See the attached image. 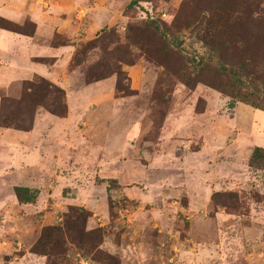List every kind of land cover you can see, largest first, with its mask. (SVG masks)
<instances>
[{"label": "rangeland", "instance_id": "374dc122", "mask_svg": "<svg viewBox=\"0 0 264 264\" xmlns=\"http://www.w3.org/2000/svg\"><path fill=\"white\" fill-rule=\"evenodd\" d=\"M52 1L70 10L49 46L69 49L0 90V127L63 117L64 91L88 111L22 171L0 142V264H264V0Z\"/></svg>", "mask_w": 264, "mask_h": 264}, {"label": "crops", "instance_id": "0c3cea01", "mask_svg": "<svg viewBox=\"0 0 264 264\" xmlns=\"http://www.w3.org/2000/svg\"><path fill=\"white\" fill-rule=\"evenodd\" d=\"M67 10L70 8L64 4L55 5L52 0H0L1 19L17 25L26 19L35 26L31 35H19L0 30V90L5 93V97L13 96L12 85L28 82L35 76L50 80L48 69L34 60L44 58L55 61L56 57L66 54L68 47L55 48L49 45L56 32L60 33L56 30L52 31L55 20L53 15L56 12L65 14ZM40 25L42 26L39 32ZM42 28H45L44 32L41 30ZM64 36L68 41L66 35ZM54 61L53 64H55ZM99 88L94 84L88 85L81 92L98 93ZM74 98H77V95H74ZM87 101L86 98L83 99L79 103L81 105L76 108V101H73L64 91L65 114L63 117H57L42 109H37L32 116L29 132L0 127V142L7 151V170L22 171L28 162L37 163L38 159L48 154V150L53 145L56 148L66 147L71 140L67 135L69 128L67 126L75 120L74 116L78 111H80L79 114H86L84 110L87 112L88 108L84 103ZM251 114L254 119L261 120L264 124V116L259 111L255 110ZM50 129L52 130L50 131ZM15 185L31 187L25 182ZM36 260L38 261V259L30 261L28 254H24L19 264H25L27 261L37 264Z\"/></svg>", "mask_w": 264, "mask_h": 264}, {"label": "trees", "instance_id": "16d2710c", "mask_svg": "<svg viewBox=\"0 0 264 264\" xmlns=\"http://www.w3.org/2000/svg\"><path fill=\"white\" fill-rule=\"evenodd\" d=\"M135 0H132L129 4L134 3ZM0 21L2 23H6L8 24L6 21L0 19ZM239 102H243L241 100H239ZM254 109H257L256 107L253 106ZM3 127H7L6 125H2ZM264 161V150L260 149V148H254L251 156H250V161L252 163L259 162V161ZM13 194L17 200L18 203L21 204H28L31 203L35 200L36 196H37V192L36 191H30L27 188L24 187H13L12 188ZM32 253L33 254H37V255H43L42 253L36 251L35 248L32 249Z\"/></svg>", "mask_w": 264, "mask_h": 264}]
</instances>
